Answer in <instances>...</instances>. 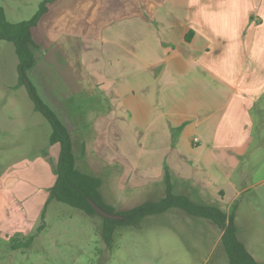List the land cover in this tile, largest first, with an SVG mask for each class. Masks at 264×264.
<instances>
[{
	"label": "crops",
	"instance_id": "obj_1",
	"mask_svg": "<svg viewBox=\"0 0 264 264\" xmlns=\"http://www.w3.org/2000/svg\"><path fill=\"white\" fill-rule=\"evenodd\" d=\"M32 39L29 80L73 153L81 147L84 169L76 158L75 166L100 179L116 221L164 199L169 185L226 215L235 206L237 237L264 264V221L254 210L264 199V143L253 139L264 127V0H52ZM102 41L112 47L95 44ZM126 104L129 135L118 116ZM50 134L42 154L0 176V196L18 209L10 224L13 215L0 208V239L12 252L33 248L43 230L35 220L55 183L43 151L59 153ZM158 216L161 232L187 234L193 258L212 251V264H228L211 220L172 207L139 222Z\"/></svg>",
	"mask_w": 264,
	"mask_h": 264
},
{
	"label": "rangeland",
	"instance_id": "obj_2",
	"mask_svg": "<svg viewBox=\"0 0 264 264\" xmlns=\"http://www.w3.org/2000/svg\"><path fill=\"white\" fill-rule=\"evenodd\" d=\"M43 1L0 0V5L5 10L7 19L15 23L29 20L44 4ZM95 44H101L105 51L112 47V43L108 41ZM96 53L97 51L94 52ZM108 59L104 56L101 62L104 60L107 62ZM18 85L20 83L17 58L13 47L10 43L0 42V176L4 174L9 164L16 163L19 158L36 159L50 132L46 119L33 110L26 87ZM122 107L118 110V116L122 130L129 135L135 130V126L130 121L128 105ZM253 139L256 143L257 141L264 143V127L262 130L259 127L257 131L254 130ZM80 148L77 147L73 154L77 167L82 171L85 160ZM45 150L46 148L43 151L44 155H49L48 164L52 174L55 175L58 150L55 148ZM8 203L6 197L0 196V208L6 207L13 215L9 221L11 224L17 220L18 212L15 211L17 208ZM27 209L28 212L32 211L31 206ZM254 210H258L259 218L264 221V199L258 206H254ZM112 211L113 214L115 210ZM40 214L38 220H35V225H43V230L35 238L34 247L12 252L0 239V264H212L213 262L212 251L204 257L193 258L189 254L191 249L187 247V234H183V231L161 232L159 216L154 219L147 217L128 227L113 219L86 214L51 197L47 201H42ZM116 216L120 217V215ZM262 236L264 237V233ZM24 241L27 242L28 239Z\"/></svg>",
	"mask_w": 264,
	"mask_h": 264
},
{
	"label": "trees",
	"instance_id": "obj_3",
	"mask_svg": "<svg viewBox=\"0 0 264 264\" xmlns=\"http://www.w3.org/2000/svg\"><path fill=\"white\" fill-rule=\"evenodd\" d=\"M50 1L52 0H44V4L29 20L17 23L7 20L4 9L0 5V41H7L13 45L18 59L19 83L26 87L34 109L42 114L48 122L51 129L50 145H58L59 147L55 183L50 189V197L86 214L98 215L89 205L88 199H90L99 208L112 214V209L104 203L99 193L100 179L76 168L68 131L57 116L40 100L28 77V72L35 63L32 29L44 13L45 4ZM172 207L181 208L193 216L209 219L218 226L222 231L221 243L228 264H258L237 237L234 225L235 206L231 213L226 215L216 207L200 205L186 197L172 194L169 185L164 199L157 203H145L123 213L121 223L126 225L137 224L140 219L147 215L159 214Z\"/></svg>",
	"mask_w": 264,
	"mask_h": 264
},
{
	"label": "water",
	"instance_id": "obj_4",
	"mask_svg": "<svg viewBox=\"0 0 264 264\" xmlns=\"http://www.w3.org/2000/svg\"><path fill=\"white\" fill-rule=\"evenodd\" d=\"M88 203L89 205L92 207V209L100 216L106 218V219H121V217H118L114 214L108 213L104 210H102L101 208H99L92 200L88 199Z\"/></svg>",
	"mask_w": 264,
	"mask_h": 264
},
{
	"label": "built area",
	"instance_id": "obj_5",
	"mask_svg": "<svg viewBox=\"0 0 264 264\" xmlns=\"http://www.w3.org/2000/svg\"><path fill=\"white\" fill-rule=\"evenodd\" d=\"M197 141V139H194V142H196Z\"/></svg>",
	"mask_w": 264,
	"mask_h": 264
}]
</instances>
